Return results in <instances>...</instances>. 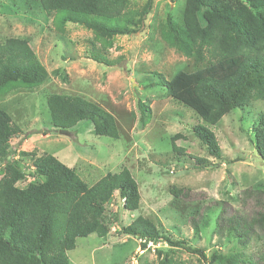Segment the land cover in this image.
<instances>
[{"label":"trees","instance_id":"16d2710c","mask_svg":"<svg viewBox=\"0 0 264 264\" xmlns=\"http://www.w3.org/2000/svg\"><path fill=\"white\" fill-rule=\"evenodd\" d=\"M51 16L54 28L63 31L67 24L91 30L84 40L85 57L103 66H115L111 58L115 36H133L144 24L153 0L133 6L131 0H31ZM161 40L200 66L179 70L170 79L155 73L156 83L166 88L174 101L190 108L200 118L191 131L205 146L208 155L220 159L221 148L210 127L230 111H254L249 140L264 165V0H244L233 6L225 0H183L179 16H168L158 25ZM63 72V71H62ZM66 82L67 75L58 68L51 71ZM48 77L44 66L28 40L7 37L0 40V97L23 89L28 92L43 85ZM256 103H260L257 106ZM139 123L151 118L150 107L138 101ZM49 122L55 131L70 130L79 121L89 120L94 134L118 138L114 116L97 103L78 95L51 94L46 98ZM20 128L5 108L0 107V264H70L67 252L78 237L95 233L105 237L109 231L105 219L107 205L118 195L122 207L135 211L140 207L139 187L130 170L107 172L87 184L76 172L52 154L19 151L28 161L32 174L42 180L26 181L19 159L10 158V140ZM179 133L170 137L171 150L177 155ZM195 168L207 167L208 160L189 155ZM171 192L182 198L183 190ZM264 197V182L241 191V200ZM204 214L190 215L195 231L206 226ZM121 233L146 242L165 241L169 246L206 257L202 249L191 247L184 237L171 238L153 218L137 215L121 228ZM220 249L210 254L211 264H264V202L255 210L243 208L232 212L222 208L214 229ZM255 242L256 254L243 249ZM223 245H229L222 251ZM159 252V251H158ZM157 264H180L171 256Z\"/></svg>","mask_w":264,"mask_h":264},{"label":"rangeland","instance_id":"374dc122","mask_svg":"<svg viewBox=\"0 0 264 264\" xmlns=\"http://www.w3.org/2000/svg\"><path fill=\"white\" fill-rule=\"evenodd\" d=\"M144 1L131 0V4L139 6ZM225 1L235 6L244 0ZM182 4L183 0H153L137 34L114 37L108 55L118 59L117 64L103 66L85 57L84 40L92 36L91 30L67 24L63 31H57L51 16L33 1L0 0V40L10 36L28 40L48 73L45 83L33 91L19 89L0 97V107L20 128L10 140L9 157L22 159L21 150L52 154L74 168L87 184L127 167L139 187V209L124 210L115 195L104 215L107 235L78 237L67 252L70 264H157L166 253L180 264H211L210 254L220 249L214 229L221 209L250 212L258 201L264 202V197H250L245 202L240 198L243 189L264 182V165L249 140L254 111L232 110L210 127L222 153L215 159L191 131L199 116L170 98L166 88L156 83L155 73L168 80L179 70L200 66L167 46L158 34V25L168 16L176 19ZM58 67L67 75L66 82L51 74ZM51 94L78 95L99 104L114 116L119 137L94 134L89 120L79 121L69 135L59 134L49 122L46 98ZM139 100L151 110L144 126L139 123ZM176 133L180 137L175 143L185 150L181 155L171 150L170 137ZM189 155L206 158L207 167L195 168ZM20 165L26 181L19 186L42 180L32 174L26 159L20 160ZM3 173L0 163V177ZM172 187L181 188L187 197L175 196ZM200 212L208 223L195 231L188 217ZM137 215L153 218L171 238L184 237L206 257L171 247L163 240L146 242L141 249L142 240L121 233V228ZM228 247L223 245L221 250ZM243 250L255 255V242H249Z\"/></svg>","mask_w":264,"mask_h":264},{"label":"water","instance_id":"95a60500","mask_svg":"<svg viewBox=\"0 0 264 264\" xmlns=\"http://www.w3.org/2000/svg\"><path fill=\"white\" fill-rule=\"evenodd\" d=\"M57 131L59 134L69 135V130L67 129H58Z\"/></svg>","mask_w":264,"mask_h":264}]
</instances>
